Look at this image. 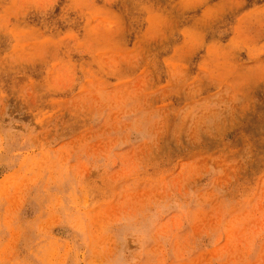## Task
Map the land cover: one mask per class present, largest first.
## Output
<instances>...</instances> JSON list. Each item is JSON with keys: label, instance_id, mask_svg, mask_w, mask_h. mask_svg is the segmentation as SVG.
Returning <instances> with one entry per match:
<instances>
[{"label": "rangeland", "instance_id": "obj_1", "mask_svg": "<svg viewBox=\"0 0 264 264\" xmlns=\"http://www.w3.org/2000/svg\"><path fill=\"white\" fill-rule=\"evenodd\" d=\"M0 264H264V0H0Z\"/></svg>", "mask_w": 264, "mask_h": 264}]
</instances>
